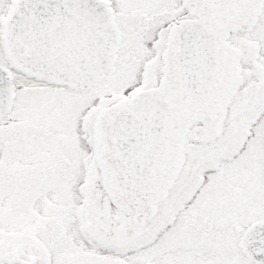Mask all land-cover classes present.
I'll return each mask as SVG.
<instances>
[{"label": "snow or ice", "instance_id": "obj_1", "mask_svg": "<svg viewBox=\"0 0 264 264\" xmlns=\"http://www.w3.org/2000/svg\"><path fill=\"white\" fill-rule=\"evenodd\" d=\"M0 264H264V0H0Z\"/></svg>", "mask_w": 264, "mask_h": 264}]
</instances>
